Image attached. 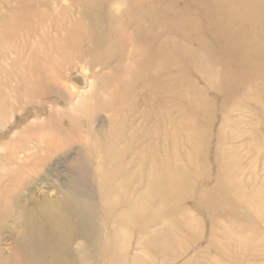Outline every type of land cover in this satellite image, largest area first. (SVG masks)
<instances>
[{
    "label": "rangeland",
    "instance_id": "obj_1",
    "mask_svg": "<svg viewBox=\"0 0 264 264\" xmlns=\"http://www.w3.org/2000/svg\"><path fill=\"white\" fill-rule=\"evenodd\" d=\"M2 1L10 2L9 6L8 3L1 5ZM82 1L38 0L39 4L34 7L36 3L29 2L18 7L17 0H0V27L10 15L20 21L14 27L20 35L24 34L25 27H31V32L23 38L15 32L0 51V135L7 136L0 146V157L3 151L12 150L22 142L28 143L35 133L40 143L49 144L54 153L51 162L44 167L45 179L27 184L20 199L31 206L44 196L56 195L73 174L76 154L82 151L101 156L110 136L121 125L124 127L120 131L126 134L140 132L139 142L154 131L152 126H159L160 131L154 134L155 144L162 136V126L173 125L171 133L174 128L177 133H170L172 144L188 136L189 140L184 139V144L178 147L187 148L188 144L195 147L192 160L184 159L179 166L188 168L193 162L200 180L191 194L166 202L164 206L173 211L172 215H166L163 222L148 230L151 242L156 240L152 232L159 230L165 237L173 234V239L163 243L160 255L150 250L132 251L134 263L264 264V210L261 209L264 202V70L256 65L261 56L251 53L239 60H228L224 43L205 31L208 24L201 16L202 6L196 2L134 0L117 4L111 1L109 5L115 16L126 10H139L143 17L132 21L135 28H152L155 34L161 28L162 42L195 53L184 66L167 58L159 59L156 67L144 76L138 73L141 65L134 50L147 41L132 38L129 31L125 50L112 48L95 52L97 41L91 39L84 41L79 50L63 47L70 29L79 40L82 30L91 23L84 18ZM239 1L243 6L258 1L264 4V0ZM99 4L105 5L102 0L94 3L100 7ZM99 7H95L94 12L99 11ZM150 7L160 14L167 9L170 11L150 21L143 12ZM205 11L213 16L228 12L223 5L208 7ZM17 13L23 19L16 16ZM252 16L254 19L249 23L258 27L262 22L260 16ZM213 24L222 32L239 28V22L219 25L213 20ZM113 27L121 29L122 25L115 23ZM193 28L198 32L194 34ZM248 29L249 25L244 22L241 40L251 45L264 41V27L251 34H247ZM5 37L6 34L0 33V40ZM201 38L209 40L213 54L200 47ZM18 48L22 49L15 54ZM93 57L97 58L92 60ZM239 65L241 70L236 75ZM183 70L185 77L180 76ZM34 71L38 73L35 76L40 86L32 80L30 85L23 86L22 82H28ZM235 75L240 83L232 78ZM243 75L248 79L243 81ZM233 81L241 87L226 84ZM121 93L126 95L125 100L121 96L115 103ZM32 109L38 110V114L33 113L37 119L30 118L25 126L15 129L14 123L22 113L31 114ZM166 112L168 121H165ZM189 132H198L201 139L192 137ZM83 146H86L84 151ZM160 151L158 148V153ZM221 176H226L225 182L221 181ZM227 183L234 188L224 191ZM176 188H185L183 181ZM226 192H231L230 197H234L241 213H246L248 205L252 208L248 225L244 224L242 216H224L222 210L213 213V207L222 203ZM202 193L210 195L213 201L206 200ZM207 209L212 210L213 219L208 217ZM156 227L158 229L152 230ZM10 243L8 239L7 245ZM11 248L12 244L7 246Z\"/></svg>",
    "mask_w": 264,
    "mask_h": 264
},
{
    "label": "bare ground",
    "instance_id": "obj_2",
    "mask_svg": "<svg viewBox=\"0 0 264 264\" xmlns=\"http://www.w3.org/2000/svg\"><path fill=\"white\" fill-rule=\"evenodd\" d=\"M37 1L22 0L21 3L17 0L16 3L18 7H22L28 2L33 4ZM97 1L99 0L82 1L83 13L86 15L84 18L90 19L91 23L89 27L82 30V38L79 40L76 32L70 29L63 42L64 48L79 50L84 41L91 39V41H97L95 52L112 48L124 49L128 43L129 31L132 38L147 41L134 50L135 58L139 59L138 65H141L138 73L144 76H147L148 70L156 67L159 59L167 58L169 61L184 66L195 56L191 49L177 45L169 46L162 42L159 34L162 32L161 28L156 32L157 34L152 28H135L132 21L143 17L139 10H126L115 16L113 7L109 5L111 1L121 4L131 3L134 0H102L105 3L104 7L99 4L102 9L94 5ZM195 2L202 6L201 16L208 24L205 31L218 37L217 40L224 43L228 60H239L251 53H258L261 57L256 65H261L264 70V41L254 42L255 44L251 45L240 39L244 34V22L249 25L247 34L264 27L263 3L258 1L243 6L239 0L188 1L191 4ZM7 3V1H2L1 5ZM9 4L10 2L7 6ZM38 4L39 2L33 7ZM221 5L228 10L226 13L223 12L224 15L213 16L205 11L208 7ZM95 7H99V11L94 12ZM169 11L167 9L166 12L160 14L150 7L144 9L143 12L151 21ZM18 13L16 16H22ZM236 14H241L242 17ZM256 14L262 20L258 27L255 23H249L254 19L252 15ZM20 19L23 18L20 17ZM213 20L219 25L239 22V28L236 31L222 32L221 28L214 26ZM18 22L20 21H17V18L10 15L2 23L0 33L6 34V37L0 40V51L4 42L12 40L11 37H14L16 33L18 37L23 38L31 32V27L29 29L25 27L24 34L20 35L18 29L14 28ZM115 23H120L122 28H114ZM186 27L189 33L191 26ZM193 29L194 34L198 32L197 28ZM184 36L188 38L190 34ZM199 45L209 54L214 53L212 48L209 49L211 44L208 39L201 38ZM103 46H105L104 49ZM20 49L22 48H18L15 54H18ZM118 57L119 55L114 59ZM96 58L93 57L92 60ZM240 65L235 71L236 75L241 70ZM122 71H124L123 68ZM35 75H38L37 71L29 77L28 82H22V85H30L32 80L33 84L40 86ZM236 75L232 78L239 82L240 78ZM180 76L185 77L186 71L183 70ZM243 76V81L248 79L245 75ZM234 81L226 84L241 87V85H235ZM121 96H123L122 100H125L126 95L121 93L117 96L115 103ZM33 113L38 114V110L32 109L31 114L22 113L19 120L14 123L15 129L25 126V122L30 118L37 119ZM168 119L166 112L165 121ZM122 127L124 125H121L119 130L110 136L101 156L90 152L77 153L75 166L72 169L73 174L67 178L66 184L57 190L53 197L44 196L41 201L31 206H26L20 199L22 190L33 180L45 179L44 167L52 160L54 155L52 149L49 144L44 146L40 143V138L35 133L28 143L22 142L12 150L3 151L0 157V163H3L0 164V264H135L132 251L150 250L158 255L161 254L163 243L172 240L173 234L165 237L160 233L162 230L153 231L156 240L151 242L148 230L151 226L163 222L162 219L166 215H172L173 211L164 206L166 202L181 200L196 188L200 177L197 176L198 171L193 162L188 168L179 166V162L184 159L192 160L195 147L190 144L187 148L178 147L184 144V139L189 140L188 136L176 139L172 144L170 133L173 125L162 126V136L157 144L154 143V134L160 131L157 125L152 126L154 131L140 142L137 141L140 132L126 134L120 131ZM35 128L38 129V126ZM185 128L189 129L187 126ZM176 133L177 128H174L171 134ZM189 133L192 137L201 139L198 132ZM2 135H0V146L7 139V136L2 137ZM95 142L99 143L97 140ZM85 148L86 146L82 147L83 151ZM158 148L161 150L159 153ZM225 177L221 176L222 182L226 181ZM180 181H183L185 188H176ZM226 185L228 186H224V191L229 187L234 188L228 183ZM230 193L226 192V198L222 203L213 207V213L216 214L218 210H222L224 216L230 215L234 218L242 216L245 218L244 224L248 225L249 216L253 212L252 208L248 205L246 213H241L233 201L234 197H230ZM201 196L213 201L210 195L202 193ZM261 209L264 210V202L261 204ZM152 211L158 213L152 215ZM213 213L212 210L207 209L210 219L215 217ZM155 229L158 227L152 230ZM6 236L7 239H5ZM8 239L11 241L9 245H7ZM11 244L12 248L7 249V246ZM174 245H176L175 240ZM184 264H190V262Z\"/></svg>",
    "mask_w": 264,
    "mask_h": 264
}]
</instances>
